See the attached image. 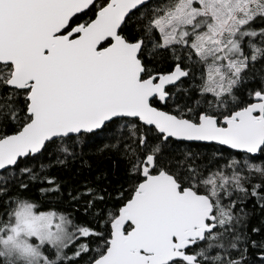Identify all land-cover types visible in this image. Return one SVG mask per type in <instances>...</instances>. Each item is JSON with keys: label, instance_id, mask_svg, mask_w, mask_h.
Here are the masks:
<instances>
[{"label": "snow or ice", "instance_id": "snow-or-ice-1", "mask_svg": "<svg viewBox=\"0 0 264 264\" xmlns=\"http://www.w3.org/2000/svg\"><path fill=\"white\" fill-rule=\"evenodd\" d=\"M0 264H264V0H0Z\"/></svg>", "mask_w": 264, "mask_h": 264}]
</instances>
